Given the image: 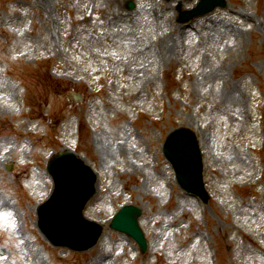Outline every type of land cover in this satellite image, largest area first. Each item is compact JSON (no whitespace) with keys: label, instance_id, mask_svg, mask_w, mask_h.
<instances>
[{"label":"rangeland","instance_id":"rangeland-1","mask_svg":"<svg viewBox=\"0 0 264 264\" xmlns=\"http://www.w3.org/2000/svg\"><path fill=\"white\" fill-rule=\"evenodd\" d=\"M128 1L0 0V264H264V0L187 28L176 6L198 0ZM177 124L201 137L205 208L161 154ZM67 149L98 174L84 214L104 231L84 252L37 225ZM126 202L145 253L109 226Z\"/></svg>","mask_w":264,"mask_h":264},{"label":"water","instance_id":"water-1","mask_svg":"<svg viewBox=\"0 0 264 264\" xmlns=\"http://www.w3.org/2000/svg\"><path fill=\"white\" fill-rule=\"evenodd\" d=\"M202 7H199L196 11H202ZM187 135L182 134L173 139L168 147L171 150L172 155L178 159L177 165L180 170V174L182 177V182L187 185H195L200 187L201 185V164L200 157L198 155L197 146L194 139L191 137L187 140ZM195 140V141H194ZM190 144L193 146L190 147ZM58 158V159H57ZM56 159L59 163L63 165V169L65 170L66 175V187L67 191L72 190V196H80V194H84L85 192H89L87 196L93 191V181L91 177L92 174L89 172L90 169L88 167L82 166V161L76 159L73 154H60ZM54 159L50 164L51 169H53V164L55 163ZM194 159V160H193ZM56 160V161H57ZM58 167V165H57ZM187 167L189 171H185L184 168ZM56 169V166H54ZM87 174V175H86ZM75 176H78L75 179ZM82 177V178H81ZM88 178V179H87ZM87 180V185L89 188L84 190V180ZM59 184V183H58ZM62 190L66 189L65 187L61 188ZM61 192V190H60ZM61 207L56 204L50 213V217H46V224L51 231L53 237H56V229L60 226L59 220L65 219L60 215ZM140 213V210L127 206L124 207L119 215L116 217L114 225L120 229L129 231L136 236L141 237V232L137 225V217Z\"/></svg>","mask_w":264,"mask_h":264}]
</instances>
